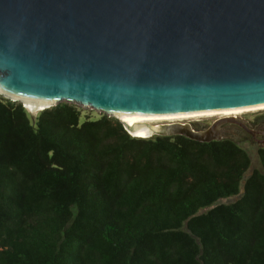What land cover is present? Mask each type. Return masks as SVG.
Wrapping results in <instances>:
<instances>
[{
  "label": "trees",
  "instance_id": "1",
  "mask_svg": "<svg viewBox=\"0 0 264 264\" xmlns=\"http://www.w3.org/2000/svg\"><path fill=\"white\" fill-rule=\"evenodd\" d=\"M258 158L0 97V264H264Z\"/></svg>",
  "mask_w": 264,
  "mask_h": 264
},
{
  "label": "water",
  "instance_id": "2",
  "mask_svg": "<svg viewBox=\"0 0 264 264\" xmlns=\"http://www.w3.org/2000/svg\"><path fill=\"white\" fill-rule=\"evenodd\" d=\"M0 94L118 120L264 103V0H0ZM237 118L149 125L209 142Z\"/></svg>",
  "mask_w": 264,
  "mask_h": 264
},
{
  "label": "rangeland",
  "instance_id": "3",
  "mask_svg": "<svg viewBox=\"0 0 264 264\" xmlns=\"http://www.w3.org/2000/svg\"><path fill=\"white\" fill-rule=\"evenodd\" d=\"M0 97L7 98L2 94H0ZM11 100H13V99H11ZM13 101L22 103L21 101H18V100H13ZM68 103H70V102H68ZM71 104L77 106V109L80 112V120L81 121L90 120V119L96 120L105 114L104 112H99V111L92 109V108L83 107V106L77 105L75 103H71ZM22 105H23V103H22ZM29 110L30 109H28V111ZM40 110H42V109H38L35 111H29V112L32 113L33 116H35ZM106 115L110 116V117H114V116H111L108 114H106ZM233 115L244 118V119H248L250 121H251V119H255V118H258L259 120L264 121V108L245 110V111H242L239 113H235ZM220 116H223V115H195V116H189V117H185V118H181V119L172 118V119H167V120H178L181 122H185V121L190 122V123H192V126L195 128L196 124L197 125L205 124V123L209 124L214 119H217ZM162 121L163 120H158V121L154 120L151 123L157 124V123H161ZM230 128H231L230 134L226 135L225 138H230L231 140L235 141L236 143H238L242 148H244L249 153V155L251 157V162H252L251 169H252V167L259 166L260 162H259V158H258V149L261 146H259L255 142L251 141L250 134L247 131L243 130L242 128L238 129L237 127H233V126ZM133 136H136V135H133ZM151 136H153V135L146 136V137H151ZM138 137H141V136H138ZM251 169L247 172V174L251 171ZM233 198H234V196H231L228 198H223L222 202L229 201Z\"/></svg>",
  "mask_w": 264,
  "mask_h": 264
},
{
  "label": "bare ground",
  "instance_id": "4",
  "mask_svg": "<svg viewBox=\"0 0 264 264\" xmlns=\"http://www.w3.org/2000/svg\"><path fill=\"white\" fill-rule=\"evenodd\" d=\"M23 103L31 111L38 110L47 104L36 103L27 101L21 98ZM264 108V103L256 104L246 107H233L224 109H212V110H201V111H191V112H176V113H114L119 120L130 129L133 135L146 137L153 133V128L149 125L152 121L156 120H167V119H181L189 116L195 115H233L245 110ZM154 124V123H153Z\"/></svg>",
  "mask_w": 264,
  "mask_h": 264
},
{
  "label": "flooded vegetation",
  "instance_id": "5",
  "mask_svg": "<svg viewBox=\"0 0 264 264\" xmlns=\"http://www.w3.org/2000/svg\"><path fill=\"white\" fill-rule=\"evenodd\" d=\"M215 120V119H214ZM213 120V121H214ZM237 122L236 121H225L223 122L220 127L224 128V134L225 135H229L231 128L230 127H237L238 129L242 128L243 130L247 131L250 134V139L251 141L257 143L259 146H263L264 145V121L263 120H259L258 118L255 119H244V118H237ZM173 121H178V120H163L162 122H173ZM212 121V122H213ZM244 122L247 127L249 128L250 131H248L246 128H244L242 125H240L238 122ZM186 122V121H185ZM211 122V123H212ZM190 123V122H188ZM211 123L209 124H199V125H195L196 129H204L206 127H208ZM192 125V123H190Z\"/></svg>",
  "mask_w": 264,
  "mask_h": 264
}]
</instances>
